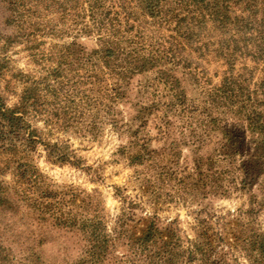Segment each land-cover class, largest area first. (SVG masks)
Listing matches in <instances>:
<instances>
[{
    "label": "trees",
    "instance_id": "trees-1",
    "mask_svg": "<svg viewBox=\"0 0 264 264\" xmlns=\"http://www.w3.org/2000/svg\"><path fill=\"white\" fill-rule=\"evenodd\" d=\"M5 1L10 7L5 19L7 26L16 24L22 29L26 23L37 31L42 26V32L48 26L53 34L58 27L57 22L52 26L56 18L63 22L72 17V24L81 34L97 37V46L91 50L76 37L69 45V55L63 54L64 58L71 57L78 67L84 60L90 65L86 83L89 87L84 88L82 100L87 110L94 111L93 125L102 120L122 130L125 123L120 106L128 102L132 80L141 74L155 73L148 82L154 83V88L146 86L144 91H138L140 126L133 132V139L120 150L131 166L153 167V176L142 179V189L153 197L155 205L161 203L166 192L163 188L169 191L173 187L176 194H183L184 200L205 199L210 195L229 197L235 192L249 197L250 207L233 218L232 224L224 223L221 229L212 222L214 212L206 217L200 214L194 241L185 242L173 222L164 225L156 215L126 211L117 219L115 235L111 236L98 192L66 189L62 197L68 198L70 213L60 212L62 218L58 224L78 234L82 249L75 264H232L234 261L226 251L229 247L242 250L250 264H264V229L243 219L263 210L264 196L258 202L253 184L259 183L264 193V77L254 79L255 69L250 70L246 64L240 66L237 76L230 71L237 56L244 59L252 56L264 67V0ZM146 26L151 29V35L145 32ZM162 28L177 29L179 38L184 40L167 44L158 35ZM214 33L215 43L211 44ZM168 38L175 39L176 35ZM216 43L226 47L233 43L236 51H224L227 66L223 84L214 88L215 85L203 86L209 78L205 80L200 63L189 51L200 54L211 47L213 51L223 50L215 49ZM4 68L0 64V81L4 80L1 77ZM190 84L201 89L203 100L188 93L186 86ZM40 98L39 89L34 86L25 89L18 105L8 107L0 92L2 154H12L23 147L22 142L25 148L34 147L37 129L31 128L23 115L35 108ZM35 112L39 114L40 110ZM178 121L182 124L173 127ZM149 122L157 130L158 139L172 137L175 130H179L180 138L174 137L168 146L164 140L162 147L150 149L154 136L142 133ZM236 125H245L243 128L250 131L246 148H254L259 154L256 159L243 156L244 137ZM44 145L53 162L74 164L61 143L46 141ZM184 146L193 155L190 166L186 160L181 161ZM27 159L25 156L21 161L14 160V165L10 158L4 162L5 166L14 168V184L0 181V210L19 213V200L26 199L24 185L33 179ZM159 183L161 187L156 188ZM43 185L47 190L42 189L41 199L46 201L44 206L49 211L52 208L49 198L56 191L47 183ZM41 245L42 241L36 246ZM29 259L30 264H43L36 252ZM10 263L8 250L0 245V264Z\"/></svg>",
    "mask_w": 264,
    "mask_h": 264
},
{
    "label": "rangeland",
    "instance_id": "rangeland-1",
    "mask_svg": "<svg viewBox=\"0 0 264 264\" xmlns=\"http://www.w3.org/2000/svg\"><path fill=\"white\" fill-rule=\"evenodd\" d=\"M9 9L6 1L0 0V64L5 67L1 76L4 80L0 81V92L8 107L19 104L20 96L25 89L37 86L41 96L39 104L36 103L35 108L31 107L29 112L23 115L24 121L31 128L37 129L35 138L37 142L34 147L25 148L26 144L22 142L23 147L12 151V154H2L0 151V181L14 184V168L4 164L9 158L14 165V160L21 161L27 156L33 175V179L29 177L28 184L24 185L26 199L19 200V213L12 214L10 211L0 210V245L8 250L10 264H30L29 258L33 252L38 253L39 261L43 264H75V259L80 257L82 249L77 240L78 234L75 232L74 235L72 230L63 229L62 225L58 224L62 218L60 212L70 213L67 207L70 206L68 198L62 197L66 189L70 188H78L87 193L98 192L100 200L103 201L105 222L111 236L115 235L117 219L126 211L137 215H156L164 225L173 222L179 228L183 241L186 242L187 239L194 241L196 219L200 214L206 217L213 215L214 212L212 222L216 228L221 229L224 223L232 224L233 218L250 207L249 197L244 193L235 192L229 197L210 195L205 199L198 197L196 200H184L183 194L180 196L176 194L175 187L169 191L162 187L166 192L162 194L161 203L155 205L153 197L144 194L142 189L144 188L142 179L153 176V167L150 164L147 166L149 169L131 166L120 154L121 147L133 139V132L141 123L138 120L140 108L136 105L140 95L138 91H144L146 86L154 88V83L148 82L155 73L141 74L132 80L128 102L120 106L125 123L122 130L114 129L111 124L102 120L96 121L93 125L91 123L94 117L91 119V115L94 111L87 110L82 100L84 88L87 90L89 87L86 83L90 65L82 60L81 66L78 67L71 57L64 58L63 54L69 55V45L76 37L87 50L97 46V37L81 34L78 27L72 24V17L63 22L56 20L58 18L55 17L52 26L54 27L57 22L58 27L53 34L50 31L51 27L48 26L43 29L44 32L42 26H39L41 31H37L33 27L29 28L26 23L22 29L17 28L16 24L7 26L5 19L10 13ZM145 29V32L151 35V29L148 26ZM177 32L175 28L173 30L162 28L158 35H162L167 44L182 43L184 39H180ZM172 34L176 35L175 39L168 38L172 37ZM215 39L216 33L209 42L213 44ZM214 48L223 50L213 51L211 47L209 51H200V54L196 51L189 53L200 63V69L206 75L205 80L209 78L204 85L202 82V85H215L214 88H217L223 84L227 66L223 53L225 50L235 52L236 48L233 47V43L230 47L216 43ZM243 64L249 65L250 70L255 69L252 73L254 79L264 77L262 62L252 56L245 59L243 56L235 57L234 67L230 71L237 76ZM78 82L80 86L77 85ZM186 87L192 97L196 99L202 97L200 100L205 98L200 88L195 89L192 84ZM37 110H40L39 114H36ZM180 124L182 122L178 121L173 127ZM151 125L149 122L142 128V133L154 136L150 142V149L162 147L166 143L164 140L168 146L174 137L180 138L179 130H175L172 137L158 139L157 130ZM245 125L236 127L242 131L241 135L244 137L243 156L253 160L259 154L255 153L253 147L246 148L249 146L247 141L250 131L246 127L243 128ZM26 135L27 133L24 137ZM46 141L61 143L69 151L70 160L74 164L53 162L45 150ZM17 143V146H20V141ZM182 148L181 161L186 160L190 166L193 161L191 149L189 150L187 146ZM33 180H37L38 183ZM43 183H47L50 189L58 193L55 192L49 198L52 202L49 211L44 206L46 201L41 199L42 189L47 190ZM160 187L159 183L156 188ZM253 192L257 195L258 202L261 201L264 193L260 191L259 183L253 184ZM245 218L255 224V227L264 229V203L263 210L258 215L250 218L246 216L243 219ZM40 241L41 247L36 246ZM226 251L229 252V259L234 261L232 264L251 263L242 250L229 247Z\"/></svg>",
    "mask_w": 264,
    "mask_h": 264
}]
</instances>
